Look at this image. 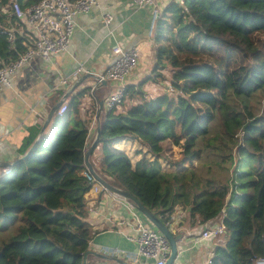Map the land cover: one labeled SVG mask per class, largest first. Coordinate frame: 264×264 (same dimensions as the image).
<instances>
[{"label":"trees","instance_id":"16d2710c","mask_svg":"<svg viewBox=\"0 0 264 264\" xmlns=\"http://www.w3.org/2000/svg\"><path fill=\"white\" fill-rule=\"evenodd\" d=\"M17 21L10 8L2 9L0 23ZM16 32L12 42L0 31L4 62L27 46V37ZM153 41L148 79L165 80L168 68L173 88L147 96L144 80L127 84L125 98L135 102L126 111L113 108L103 115L94 148L101 146L97 161L91 158L94 150L87 159L84 149L89 120L69 126L68 116L80 111L84 89L67 102L65 112H54L53 130L30 146L27 157L0 175V264H84L83 253L94 236L86 219L92 183L84 169L90 163L168 226L178 205L189 207L199 224L222 216L226 239L214 248L211 264H260L264 113L252 109L251 101L264 95V0H171L156 19ZM100 92L95 90L97 100ZM213 129L220 132L223 146L213 141L216 135L210 137ZM127 138L140 139L157 155L134 162L119 147ZM166 139L182 146L181 162L171 169L159 159ZM229 143H235V160ZM204 151L219 155L205 165L206 171L200 167L204 163H195ZM228 161L234 166L226 180L213 164L222 170Z\"/></svg>","mask_w":264,"mask_h":264},{"label":"crops","instance_id":"0c3cea01","mask_svg":"<svg viewBox=\"0 0 264 264\" xmlns=\"http://www.w3.org/2000/svg\"><path fill=\"white\" fill-rule=\"evenodd\" d=\"M171 0H160L161 7ZM111 13L113 19L110 24L105 23V14ZM11 22L10 20H7ZM76 27L71 37L69 47L56 54L52 59L40 56L32 57L20 66L11 77V84L0 92V173L13 162L23 156L30 146L43 134L53 130L54 119L43 129L45 120L52 106L63 99L65 93L77 82L84 78L73 89L64 102H69L85 89L81 97L80 111L69 114V126L75 120L85 118L97 125L110 108L107 96L113 90L115 82L111 80L97 83V72L104 71L116 56L117 45L124 49L138 47L139 64L135 73L129 77L128 83L145 81L144 88L147 96H155L162 91L171 90L170 69H166L165 80L148 84L149 75L154 64V41L151 29V8L139 6L132 0H100V4L88 12L76 15ZM8 25V24H6ZM11 26V24H10ZM84 68L79 75L73 72ZM68 84L62 79L69 77ZM104 84V87L102 86ZM159 85V86H158ZM101 89L100 99H96L95 90ZM103 102V104H102ZM135 99L125 98L124 108L130 106ZM120 110V109H119ZM96 115V117H95ZM53 117V116H52ZM95 135L90 138L92 144ZM101 155V146L94 150L91 158L95 161ZM89 213L86 219L91 223L94 236L90 240L89 248L97 250L102 260L113 259V263L133 264L131 258L122 256L124 250L135 252L136 242L128 238L133 227L129 224L131 214L128 208L116 202L110 191L86 193ZM124 219L127 222L120 223ZM222 220L213 218L204 224L197 223L191 216L189 207L178 205L172 214L171 229L175 233H182L178 239L179 252L173 264H207L213 255L217 244L223 243L225 236L200 238L204 229ZM195 238H200L195 242ZM105 245L119 248L117 254L105 253ZM90 254V253H89ZM94 254V253H92Z\"/></svg>","mask_w":264,"mask_h":264},{"label":"built area","instance_id":"2783aa9c","mask_svg":"<svg viewBox=\"0 0 264 264\" xmlns=\"http://www.w3.org/2000/svg\"><path fill=\"white\" fill-rule=\"evenodd\" d=\"M184 3V0H178ZM139 6H149L151 8V29L153 34L154 25L157 17L161 14L163 8L160 0H132ZM100 0H38L32 4L23 5L19 0H10V3L3 6L0 0V14L2 9L10 8L18 20L26 21L28 27L19 31L27 37V46L15 59L4 62L0 59V92L6 86L11 84V77L14 72L23 64L28 62L34 56H40L45 59H52L56 54L66 50L69 47L71 37L76 27V15L80 12H88L98 6ZM113 19L111 13L105 14V23L110 24ZM9 20V18H8ZM0 31L6 32L8 38L14 42L16 39V31L12 25H4L0 23ZM116 56L111 64L102 72H97V83L104 80L115 82V86L107 96V105L110 109L126 111L122 107L126 96V86L139 64V49L131 47L124 49L117 45ZM84 68L76 69L73 74L79 75ZM69 77L62 79V83L68 84ZM173 88V87H172ZM68 108V103L63 102L59 107V112L63 113ZM96 117V115H95ZM98 125L93 120L89 125L87 141L85 146V154L87 153L90 143L89 140L97 133ZM10 167L3 170L0 175L8 172ZM87 179L92 183L90 191L99 193L101 191H110L114 200L125 205L131 214L128 221L133 227L132 232L127 236L136 242L135 252L124 250L122 256L129 257L133 264H165L170 255V243L168 238L163 234L162 230L152 223L147 216L138 208L136 202L117 191L111 190L106 184L101 182L87 166L84 169ZM120 223L127 222L124 219L119 220ZM226 232V225L223 219L216 224H211L204 229L200 238L209 236H221ZM200 238H195V242H199ZM119 248L105 245L102 251L105 253L117 254ZM212 263V256L208 259L207 264ZM260 264H264V258L259 260ZM96 264H112L103 261ZM114 264V263H113ZM115 264H121L116 262Z\"/></svg>","mask_w":264,"mask_h":264},{"label":"rangeland","instance_id":"374dc122","mask_svg":"<svg viewBox=\"0 0 264 264\" xmlns=\"http://www.w3.org/2000/svg\"><path fill=\"white\" fill-rule=\"evenodd\" d=\"M11 25L17 29H25L28 27L26 21L24 20H20L17 21L16 23H11ZM156 81L151 79L150 81H148L147 85H150L151 83H155ZM159 82V81H157ZM159 86V85H158ZM173 87V86H172ZM251 108L254 109L257 113L262 114L264 113V95H258L256 96L252 101H251ZM72 125H75V119L73 118L72 120ZM210 137H212L213 135H216L217 137L213 138V141L218 145V146H223V143L220 140V132L217 131V129H213L212 131H210L209 133ZM240 139H242V136H239ZM204 140V139H203ZM229 141V139H228ZM204 141H201L200 144H203ZM230 145H233V151L234 154L232 155L233 159H236V155H235V143H229ZM163 146L164 149L160 152L159 155V159L161 160L163 166L166 169H171L174 166L175 163L177 162H181V152H182V146L181 145H176L174 143H171L170 140L166 139L163 141ZM119 147L122 149H125L128 154L131 156L132 160L135 162L138 158H140L143 155H147L149 157H155L157 154L152 152L150 150V148L148 146H146V144H144L140 139L137 138H127L124 141H122L119 144ZM214 148V147H212ZM220 147H216L214 148L215 150H218ZM219 155H214L211 153H203V156L201 159L195 161L196 164H202L204 163L203 166H200L202 168V170L206 171V164L209 163V161L212 158H216ZM250 162H253V160H250ZM229 164L227 165V168H223L222 170L219 168L218 165L213 164V171L214 172H218L219 175H224V178H226V180H228V178L231 176V171L232 168L234 166V163H232L231 161H228ZM185 164H187L188 166H193L194 164H191L189 162H185ZM171 166V167H169ZM250 166V165H249ZM226 232L223 233L222 235L225 236ZM221 235V236H222ZM214 237V236H212ZM216 238V237H215ZM89 264H96V263H100L103 262L105 260H102L101 256H98L96 254H89ZM109 263L113 264V259H108L107 260Z\"/></svg>","mask_w":264,"mask_h":264},{"label":"water","instance_id":"95a60500","mask_svg":"<svg viewBox=\"0 0 264 264\" xmlns=\"http://www.w3.org/2000/svg\"><path fill=\"white\" fill-rule=\"evenodd\" d=\"M84 81V78H79L77 80V82H75V84H73V86L71 88H69V90L65 93L64 97L62 100H60L58 103L54 104L50 110V112L48 113V116H47V119L45 120L44 122V125H43V129L46 128V126H48L54 112L60 107V105L64 102V99L68 96V94L73 90L75 89L80 83H82ZM103 104V102H102ZM100 130H101V125L99 124L98 125V129H97V134H96V137L95 139L93 140L92 144L90 145L89 147V150L88 152L86 153V158L88 159L91 152L94 150L96 144H97V141H98V138H99V135H100ZM39 139V138H38ZM38 140H36L37 142ZM35 142V143H36ZM30 152V149L23 155L21 156L20 158H18L17 160L13 161V162H4L3 165H13L14 163H16L17 161L21 160V159H24L27 157V155L29 154ZM89 168L93 171V173L95 174V176L101 181L103 182L104 184H106L111 190H114V191H117L119 193H122L130 198H132L138 208L147 216V218L152 222L154 223L158 228H160L163 232V234L168 238L169 240V243H170V248H171V251H170V255L167 259V261L165 262V264H173L175 258L177 257L178 255V252H179V248H178V239L182 238L183 234L182 233H175L170 226H168L158 215H156L153 211H151L147 206H145L142 202H140L131 192L125 190V189H122V188H118L116 186H114L113 184H111L109 181H107L106 179L102 178L95 170V168L93 167V165L90 163L89 164ZM226 208H224L225 210ZM89 253H94V254H101L100 252H98L97 250H94V249H87L86 251H84L83 253V258L85 259L84 261V264L87 263L86 259L88 257V254Z\"/></svg>","mask_w":264,"mask_h":264},{"label":"clouds","instance_id":"9594fccd","mask_svg":"<svg viewBox=\"0 0 264 264\" xmlns=\"http://www.w3.org/2000/svg\"><path fill=\"white\" fill-rule=\"evenodd\" d=\"M89 125H90V123H89Z\"/></svg>","mask_w":264,"mask_h":264}]
</instances>
